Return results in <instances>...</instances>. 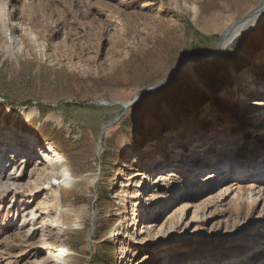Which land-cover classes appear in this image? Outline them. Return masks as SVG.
<instances>
[{
	"label": "rangeland",
	"instance_id": "obj_1",
	"mask_svg": "<svg viewBox=\"0 0 264 264\" xmlns=\"http://www.w3.org/2000/svg\"><path fill=\"white\" fill-rule=\"evenodd\" d=\"M109 1L119 7L113 12L120 20L118 27L105 18L108 5L100 7L102 0H11L20 12L31 2L42 20L46 2L60 8L56 22L63 20L62 28L53 41L61 57L40 59L37 52L6 51L4 12L13 7L0 0V132L24 145L31 137L36 139L35 147H43L54 160L62 159L59 168L69 169L76 178L72 186L52 192L66 209L61 227L70 264H198L219 259L230 242L241 245L245 255H253L264 244V238L258 240L264 237L259 222L264 203L250 216L238 218L232 209L226 212L232 204L213 193L216 182L199 179L206 169L192 176L181 160L186 156L199 163L210 157L216 162L221 154V178L226 172L230 177H225L234 181L241 176L236 167L253 148V139L264 140V95H258L264 82L260 79L264 22L236 38L224 54L198 58L195 73L182 68L163 87L128 106L105 128L102 139L100 133L122 113L121 104L133 101L186 59L216 48L225 28L261 7L263 0ZM118 35L125 47L114 43ZM74 47L85 49L84 60L71 61ZM243 81L252 82L248 92L241 89ZM250 90L255 93L249 94ZM99 100L117 103H96ZM231 115L237 118L236 128L253 130V138L240 131L227 133ZM148 118L155 124L149 125ZM157 134L167 140L172 155L165 168L175 173L170 181L159 183L155 179L162 170L148 169L163 159ZM202 142L208 145L199 148ZM19 147L3 152V161L0 155V185L16 179L27 184L32 179L36 165L23 164L27 156L32 158ZM216 166L209 171H216ZM141 167L146 168L151 187H140L143 176H133ZM258 177L264 179V173ZM148 192L163 200L171 198L151 205ZM135 195L142 206H134ZM177 195L192 207L187 205L178 227L169 222L161 226L172 214L162 216V209ZM41 198L33 203L32 197L0 187V264H34L38 259L28 253L35 252L48 232ZM208 201L212 203L205 204ZM144 219L153 228L139 230ZM209 247L215 251H205ZM48 255L45 251L41 256Z\"/></svg>",
	"mask_w": 264,
	"mask_h": 264
},
{
	"label": "bare ground",
	"instance_id": "obj_2",
	"mask_svg": "<svg viewBox=\"0 0 264 264\" xmlns=\"http://www.w3.org/2000/svg\"><path fill=\"white\" fill-rule=\"evenodd\" d=\"M11 4V10L8 12H4V28L7 34L6 37V51L10 53L11 55H17L20 53H24L26 55H33L37 52L38 58H44V57H52L55 54L59 57V51H57V47L54 45L53 38L56 37L59 34V31L61 30V26L63 23V20H59L56 22L59 14H60V8H58L53 2L45 3L47 5L45 9V20L40 19L38 12L34 9V6L31 2L25 3L22 6L21 12L16 10L17 7L11 2V0H7V4ZM108 5V7H107ZM116 5L109 0H102L100 7L105 8L107 7L108 10L104 11L103 14H105V18H108V22L118 27L121 23L120 20L117 19L115 14L113 13L115 9H118L119 7H115ZM108 11V12H107ZM30 16V17H29ZM264 22V3L261 7L256 8L251 13H249L244 19L233 22L230 25H228L225 30L224 34L225 39L223 41L222 47L219 49V53H216V51H212L209 54L213 57H216L218 55L224 54L228 48L231 46V44L235 41L236 38L244 34L245 32L253 29H258L261 27V25ZM238 23V24H237ZM118 40H116L114 43L117 46L125 47L124 40H122L119 35L117 36ZM105 38H103L104 40ZM102 40L100 41V43ZM85 49L84 48H72L70 59L71 61L76 60H84L85 57ZM40 54V55H38ZM35 57V56H34ZM210 57V58H213ZM198 58L194 57L189 59L183 68H186L190 70L191 72L195 71V65L196 60ZM41 60H39L40 62ZM41 63V62H40ZM259 65V64H258ZM264 66V63L262 64ZM195 73V72H194ZM260 79H263L264 81V74L260 76ZM252 81V80H251ZM251 83L250 81H243V84L241 85V89L245 92H248V90L251 88L248 84ZM165 85V84H164ZM260 86V85H259ZM261 91V92H260ZM212 92V91H211ZM251 95H253L255 92L253 90H250ZM258 95H264V82L259 88ZM103 103L108 104L109 101L103 100ZM130 103V102H129ZM129 103H124V105L128 108ZM235 113V111H234ZM33 115L32 113L30 116ZM234 115V114H233ZM263 115V112H262ZM262 115L259 118H262ZM3 117V116H2ZM253 119L252 117H250ZM257 118V117H256ZM61 119V118H58ZM236 121L237 118L230 116V126L226 127L228 132L232 134L234 131H240L244 135L247 134L253 138V130L248 131L245 129H238L236 128ZM234 122V123H233ZM147 123L149 125L155 124L154 120L151 118L147 119ZM232 124V125H231ZM257 127H262V125H257ZM173 128L178 129L177 123H173ZM42 135V134H41ZM235 135V133H234ZM31 136H29L30 138ZM158 137V143L157 147H161L163 159L157 160L156 163L153 165V167H148L150 170H157L158 168L161 169L160 171L163 172L160 174L158 179H155L156 182L163 181V180H171L173 179L172 176L175 175L173 171H169L167 168H165L168 163L167 161H170L172 158V155L167 149V140L161 135L157 134ZM9 137L4 136V133L2 134L0 132V155L2 161L5 159L6 156L3 155V152H8L12 149H18L19 146H23L21 149L22 151L25 149V152H27L30 155L26 157V159L23 160V164L26 162L30 163V166L36 165L34 169V174L32 179L27 184H22L17 179L10 183H5L4 185H0V187H5L7 190V193H18V195L25 194V196L32 197L33 203H35L37 200H39L41 197L42 200L40 201L42 207L43 213L46 214V216L49 218L46 222L48 232L45 234V236L40 239L38 244L36 245L35 252L28 253L30 255H35L38 257L36 262L34 264H70L68 255L66 254L68 252V249L63 245V229H62V222L64 217V211L66 209L62 205L61 199H57L56 197L53 198L52 192L56 190L57 188L61 189L62 187H68L72 186V184L75 182V177L73 173L65 168L61 169L59 168V163L62 162V159L54 160L51 156V154H48L47 151H44L43 147H35L36 139L32 141L29 139V141L26 142L24 145V142L22 144L17 143V141L9 140ZM194 139V138H193ZM259 139V138H258ZM17 140V139H16ZM196 140V139H195ZM255 141L253 148L248 152L246 156L243 158L245 159L242 162H238L237 168H239L241 176H239L238 179L231 181V179H228L229 173L225 172V175H228L221 178L220 172H223L220 170L221 164L224 162L223 158L221 159L220 155L218 154L216 162L209 157L207 160H203L199 163H192L189 162L187 157L184 156L181 160L184 162V167L187 169L188 172H191L189 174L197 173L199 171L198 169H206L205 170V176L200 177V181L204 183H212L216 182L214 187V192H217L218 197L222 201L224 200L226 203H231L232 208L226 209V212L232 209V212L239 218L243 214H246L247 216H250L252 213H255L257 207L261 204V202L264 203V179L257 178V176H261L264 173V140H257L256 138L253 139ZM55 143V142H54ZM207 142H202L200 145H198L199 148H204L207 146ZM6 146V150L1 149V147ZM8 148V149H7ZM47 148V147H46ZM210 152V151H209ZM262 152V156L259 158V153ZM46 156V158H43V156ZM220 156V157H219ZM208 158V156H207ZM259 158V161L257 160ZM11 159V158H10ZM11 160H14L13 158ZM35 160V161H33ZM200 160V159H199ZM256 161V162H255ZM37 162V163H36ZM141 162V160H140ZM171 162V161H170ZM215 162V163H214ZM1 163V162H0ZM217 164V166H216ZM213 166H216V171H209L211 169H214ZM142 169H136V172L133 174L134 177H140L143 176V179L140 180V187H151L152 185L149 184L146 171L144 167H141ZM156 168V169H155ZM155 171L151 172L149 176L152 177V174H154ZM180 172V171H179ZM160 173V172H159ZM13 174V173H12ZM149 174V173H148ZM188 174V173H187ZM224 174V173H223ZM252 176H248L251 175ZM193 176V175H192ZM13 177V176H12ZM236 177V176H235ZM17 178V177H16ZM198 179V178H197ZM260 179L262 181H260ZM159 183V182H158ZM150 185V186H149ZM157 185V184H156ZM139 195V193H138ZM135 195L137 197L138 201L135 202L134 206L138 207L139 205L142 206L141 198ZM147 196L151 200L150 204L153 203L158 204L165 202L166 199H170L171 196L166 197L165 200L161 199L160 194L154 193V192H148ZM212 198V196H211ZM219 199V200H220ZM124 201L125 198H123ZM213 200V199H211ZM218 200V201H219ZM32 203V204H33ZM212 201H208V203H205L207 205H210ZM151 204V205H153ZM187 205L192 207L190 202L184 201L180 195H177L175 198H173L169 203L165 205V207L161 211V215H167L168 213L170 216L164 220L161 224V226L167 224L169 222L170 224L174 226H179L184 220L180 218L181 215L185 216ZM202 207V206H201ZM134 209V208H133ZM135 211H139L138 209H134ZM231 211V210H230ZM142 212V211H140ZM179 213V216L175 215V213ZM262 212H264V204L262 208ZM264 215V213H263ZM81 218L82 215H78L79 224H81ZM47 219V218H46ZM247 222V221H246ZM261 222V227L264 228V217L259 221ZM139 230L140 227H149L153 228L151 226V223H149L148 220H141L139 222ZM150 225V226H148ZM231 225V224H230ZM177 226V227H178ZM173 227V226H172ZM144 232V231H143ZM143 234V233H142ZM113 235H117V233H114ZM261 236V235H260ZM263 236V235H262ZM166 239V236H164ZM172 236L169 235L167 238H171ZM258 237V235L256 236ZM40 238V237H39ZM260 237L258 240H262ZM164 239V240H165ZM160 241H162V238H159ZM235 242H230V245H227L226 248L228 249L225 253L220 254V258H210V261H200L198 264H246L247 261L251 262L252 264H264V244L261 245V249L254 252L253 255H245V250L241 248V245L238 246L234 244ZM27 251V250H26ZM45 251L50 252V256H41L42 253H45ZM205 251H215L212 247L206 248ZM197 252V251H196ZM203 253V252H202ZM205 253V252H204ZM259 253V254H258ZM199 255V253H197ZM258 255V256H257ZM206 257V256H205ZM214 259V260H213ZM32 260V259H31ZM199 260V259H198ZM162 261L161 263H163ZM231 262V263H230ZM233 262V263H232Z\"/></svg>",
	"mask_w": 264,
	"mask_h": 264
},
{
	"label": "water",
	"instance_id": "obj_3",
	"mask_svg": "<svg viewBox=\"0 0 264 264\" xmlns=\"http://www.w3.org/2000/svg\"><path fill=\"white\" fill-rule=\"evenodd\" d=\"M263 2H264V0H263ZM263 2H262V3H263ZM243 19H244V18H243ZM237 24H238V23H237ZM224 39H225V35L222 36V38H221V40H220V43L218 44V46H217L216 48L210 49V50H208V51H206V52H204V53H202V54L196 56V58L207 59V58L213 57V56H211V55L209 54V53L212 52V51H216V53H219V51H220L219 49L222 47V44H223ZM189 59H191V58H189ZM189 59H186V60H185L180 66H179V68H178L176 71H174V72L168 74V75L165 76L162 80H160L158 83H156V84H154V85H151V86H148V87L144 88L143 90H141V91L139 92V94L135 97V99H134L133 101H131L127 106H130V105L136 103L138 100L142 99L146 94L150 93L151 91L163 87L164 84H166L171 78H173L176 74H178V73L182 70V68L184 67V65L186 64V62H187ZM96 103H102V104H104L103 101H100V100L97 101ZM116 103H117V102H112V101H110L108 104H116ZM121 106L123 107V111H122V113H121L118 117H116L114 120L110 121L107 125H103V126H102L101 133H100V138H101V139H102V137H103V135H104L105 128H106L108 125H111V124L115 123L117 120H119V119L124 115V113L126 112L127 107H126L124 104H121Z\"/></svg>",
	"mask_w": 264,
	"mask_h": 264
},
{
	"label": "trees",
	"instance_id": "obj_4",
	"mask_svg": "<svg viewBox=\"0 0 264 264\" xmlns=\"http://www.w3.org/2000/svg\"><path fill=\"white\" fill-rule=\"evenodd\" d=\"M202 38H203V36H201ZM207 40H211V39H213L212 37H207L206 38Z\"/></svg>",
	"mask_w": 264,
	"mask_h": 264
}]
</instances>
